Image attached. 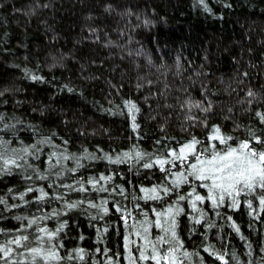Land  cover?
Masks as SVG:
<instances>
[{"label": "trees", "instance_id": "trees-1", "mask_svg": "<svg viewBox=\"0 0 264 264\" xmlns=\"http://www.w3.org/2000/svg\"><path fill=\"white\" fill-rule=\"evenodd\" d=\"M126 102L138 109L135 130ZM0 115V137L10 148L29 147L32 166L0 175L6 201L0 204V243L27 234L37 246L38 227L55 231L64 223L53 242L65 257L59 264H129L125 236L135 241L129 245L134 257L142 241L122 215L129 226L145 212L154 221L153 209L167 208L177 193L145 201L141 187L167 184L159 167L106 157L134 156L135 149L155 158L193 137L207 144L213 127L233 137L232 146L250 140L261 147L252 133L264 138V0H0ZM86 154L97 159H80L77 168L72 157ZM101 175L112 180L100 181ZM90 178L107 191L94 190ZM77 181L85 192L73 190ZM39 189L47 193L44 201ZM189 190L183 185L179 191ZM102 200L107 215L88 207ZM239 200L235 209L228 201L216 209L198 204L206 213L200 224L190 218L198 214L187 201L180 202L176 232L181 251L192 254L183 264H222L205 248L226 264H264V210L254 196ZM73 201L83 203L68 209ZM17 217L48 218L22 232L27 220ZM150 233L160 234L155 227ZM9 246L10 259L20 260L25 249ZM76 249L84 250L83 259Z\"/></svg>", "mask_w": 264, "mask_h": 264}, {"label": "snow or ice", "instance_id": "snow-or-ice-1", "mask_svg": "<svg viewBox=\"0 0 264 264\" xmlns=\"http://www.w3.org/2000/svg\"><path fill=\"white\" fill-rule=\"evenodd\" d=\"M201 4L204 0H200ZM207 10V5H205ZM38 79V77H33ZM249 96L253 93L249 92ZM128 112L131 115L133 121V129L137 127L135 124V113L138 111L136 105L131 102H126ZM3 120V116L0 115V121ZM264 121V116L261 117ZM8 128L9 125H4ZM255 144L261 147L257 148L253 146L250 140L239 141L236 146L229 144V141L234 138L224 135L219 127H213L208 135V143L204 144L203 141L193 137L190 141L179 145L178 148H169L166 154L151 158L150 154L134 149V156L132 153L125 152L122 156H117L114 160L111 157H106L110 163H123L125 161H131L135 159L137 163L145 161L143 168L152 169L153 167H159L160 171L165 174L164 180L167 184H157L153 187H141L140 191L144 194L143 199L145 201H160L164 197L171 195L173 192L177 193V199L171 205L163 210L153 209V215L156 219L153 221L148 218V214L145 212V219L134 223L133 225L127 224V218L122 215V219L125 221V227L132 229L133 235L138 237L142 243L137 246L138 256L134 257L129 248L130 244H134L135 241L130 240L129 236H125V251L128 253L129 264H143L145 261H152V264H183L184 260H190L192 254L188 251H181L183 244L177 236L176 217L184 213V208L180 206V202L187 201L190 205L191 212L198 214L197 216L190 217L196 224H200L206 213L199 205L209 202L213 209L222 207L225 202H230L232 208H238L241 201L240 196L256 197L259 201V205L264 210V138L256 137L255 133H252ZM47 140L38 141L39 144L48 143ZM11 141L4 140L0 137V175L11 174L13 167H32L27 163L26 156L29 155V147L23 148H10ZM218 145H225L226 147L220 148ZM33 149L35 145L31 146ZM56 154L53 153V156ZM63 160H68L70 157L66 154L60 156ZM77 162V168L83 167L79 163L80 159H97L95 156L85 155L83 157L75 158ZM20 161H24L21 164ZM167 166V167H166ZM173 169H177L173 171ZM69 171L75 172L76 169H69ZM59 176L60 174L57 173ZM31 179V177H27ZM45 178V177H41ZM100 181H111V176L101 175ZM97 181L95 178H90L87 184L94 190L107 191L106 188H97ZM80 184L78 190L85 192L87 189L84 184L77 181ZM170 185V187H169ZM183 185H189L190 190L187 193H180V188ZM66 188H73L72 185H63ZM204 189L207 195L200 194L197 189ZM28 191H33L29 188ZM39 201H44L47 193L43 189H39ZM124 190L121 189V192ZM22 193L19 196L21 201L25 200V195ZM162 194V195H161ZM56 199H63L62 196H57ZM135 199V197H134ZM6 201L3 197H0V204H5ZM27 203V201H25ZM83 201H73L66 203L68 209H74L78 207ZM248 208L253 207V201L251 199L246 201ZM107 201H101L100 204L89 203L88 207L99 209L103 214H108V208L105 207ZM10 207H17L13 205ZM116 211L121 212L122 209L116 206ZM52 215H59L55 210ZM219 215V213H217ZM131 216V213H128ZM48 217H37L29 219L28 217H17L18 220H27V226L19 229L18 231L26 232L27 228H31L36 225L39 220L46 219ZM93 219H96L93 216ZM229 219H231L229 217ZM211 226V225H210ZM65 227L64 223H61L55 231L49 230L46 227H38L37 231L40 235L35 236V242L37 246H30L32 240L27 234L17 235L13 239L8 240L5 243H0V261H4V264H59V261L65 259L60 256L58 252L56 241L58 234ZM155 227L159 230L160 234L153 237L150 233V228ZM236 228V225H233ZM239 231L238 228H236ZM107 231V228L104 230ZM9 245H15L16 248L25 249L24 252L18 253L21 257L20 260L10 259L13 255L14 249ZM62 247V245H60ZM206 252L215 256L221 260L222 264H226L223 260V256L217 255L211 248H205ZM76 256L80 259L84 258V250H74ZM67 259H73L74 257L69 255ZM111 264V261H109Z\"/></svg>", "mask_w": 264, "mask_h": 264}]
</instances>
